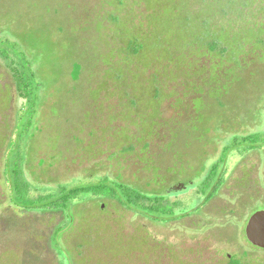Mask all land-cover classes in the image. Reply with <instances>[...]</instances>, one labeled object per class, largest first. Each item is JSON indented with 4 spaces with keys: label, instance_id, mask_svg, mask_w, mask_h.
Listing matches in <instances>:
<instances>
[{
    "label": "rangeland",
    "instance_id": "374dc122",
    "mask_svg": "<svg viewBox=\"0 0 264 264\" xmlns=\"http://www.w3.org/2000/svg\"><path fill=\"white\" fill-rule=\"evenodd\" d=\"M196 1L0 0V264H264L245 235L264 211V148L230 155L221 190L198 194L233 136L264 133V50L212 80L182 27L181 8L197 25ZM13 161L34 198L108 178L191 213L156 222L88 195L14 210Z\"/></svg>",
    "mask_w": 264,
    "mask_h": 264
},
{
    "label": "trees",
    "instance_id": "16d2710c",
    "mask_svg": "<svg viewBox=\"0 0 264 264\" xmlns=\"http://www.w3.org/2000/svg\"><path fill=\"white\" fill-rule=\"evenodd\" d=\"M198 20L193 26L192 20L184 16L185 8L179 10L183 15L182 27L188 30L196 44L197 60L206 66L213 63L215 74L212 80H218V72L225 69L229 78L233 67L239 66L245 59H250L264 50V0H197ZM178 8L174 7V11ZM259 16H258V15ZM258 17L263 21H258ZM245 18V26L242 22ZM241 19H243L241 21ZM241 21V22H240ZM236 26L238 29H236ZM194 28V29H193ZM245 28V31L243 29ZM192 44V43H191ZM190 44V45H191ZM170 62L174 59L170 58ZM19 95L26 99L32 92L31 83L25 73L11 72ZM215 101L224 107V102L218 98L215 91ZM264 148V133L233 136L229 143L222 147V152L217 161L210 167L208 173L200 183L198 194L209 201L217 191L221 190L226 182L225 166L232 154L244 156L246 153L257 152ZM4 178L10 189L9 206L14 210L35 211H65L69 205L83 195L94 198H106L115 201L118 205L133 211L138 215L153 221L165 222L185 219L191 212L177 214L179 206L171 203L167 192L144 193L124 183H113L108 178L101 179L98 183L82 185L74 188L61 186L59 195L40 194L31 197V187L27 182L23 164L9 162L4 165ZM61 227L56 228V234ZM230 264H241L232 260Z\"/></svg>",
    "mask_w": 264,
    "mask_h": 264
},
{
    "label": "water",
    "instance_id": "95a60500",
    "mask_svg": "<svg viewBox=\"0 0 264 264\" xmlns=\"http://www.w3.org/2000/svg\"><path fill=\"white\" fill-rule=\"evenodd\" d=\"M247 241L258 249L264 250V211L250 216L245 227Z\"/></svg>",
    "mask_w": 264,
    "mask_h": 264
}]
</instances>
